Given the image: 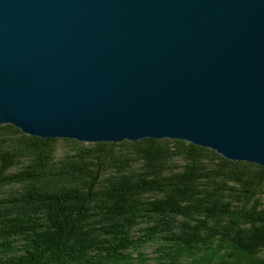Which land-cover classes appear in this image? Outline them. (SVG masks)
<instances>
[{
    "label": "water",
    "instance_id": "95a60500",
    "mask_svg": "<svg viewBox=\"0 0 264 264\" xmlns=\"http://www.w3.org/2000/svg\"><path fill=\"white\" fill-rule=\"evenodd\" d=\"M0 125L264 167V0H0Z\"/></svg>",
    "mask_w": 264,
    "mask_h": 264
},
{
    "label": "trees",
    "instance_id": "16d2710c",
    "mask_svg": "<svg viewBox=\"0 0 264 264\" xmlns=\"http://www.w3.org/2000/svg\"><path fill=\"white\" fill-rule=\"evenodd\" d=\"M58 141L73 147L61 160ZM12 185L21 190L0 196V264H149L139 250L155 240L154 264H264V167L207 148L84 146L0 125V190Z\"/></svg>",
    "mask_w": 264,
    "mask_h": 264
},
{
    "label": "rangeland",
    "instance_id": "374dc122",
    "mask_svg": "<svg viewBox=\"0 0 264 264\" xmlns=\"http://www.w3.org/2000/svg\"><path fill=\"white\" fill-rule=\"evenodd\" d=\"M61 140V139H58ZM84 144V146H89L91 143H82ZM56 160H61L64 156H66L67 154L72 153L73 151V147L69 144L64 143L63 141H58L57 145H56ZM117 154H125V155H130V149H117ZM179 162H176V164H178ZM22 166V165H21ZM20 166V167H21ZM18 168H16L15 170H17ZM18 191L21 190V187L19 185H12V186H8L5 187L3 189L0 190V196H3L5 194H8L10 192H14V191ZM146 226V225H143ZM162 244L161 240H155L153 242H150L148 244L145 245L144 248L140 249L139 252L141 254H144L146 256L147 259H149V264H154V259L157 257V249L158 247ZM137 255V253L134 254V257Z\"/></svg>",
    "mask_w": 264,
    "mask_h": 264
}]
</instances>
